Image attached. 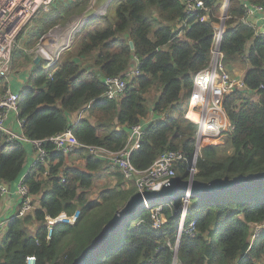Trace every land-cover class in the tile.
Listing matches in <instances>:
<instances>
[{
  "label": "trees",
  "instance_id": "16d2710c",
  "mask_svg": "<svg viewBox=\"0 0 264 264\" xmlns=\"http://www.w3.org/2000/svg\"><path fill=\"white\" fill-rule=\"evenodd\" d=\"M91 2L58 0L49 12L39 14L29 33L18 40L22 49L15 50L14 72L24 74V64L31 62L24 52L34 50L40 36L85 13ZM225 2L208 0L207 12H197L185 26L182 0H118L116 11L108 8L105 16L93 18L52 69L32 61L19 102L22 134L42 141L72 129L84 146L119 152L134 126L151 114L163 116L146 129L130 157L131 165L147 171L165 152H181L187 162L177 167V176H189L198 129L184 117L182 95L192 89L193 76L211 63L213 23L218 22ZM246 2L264 8V0H229L221 51L227 66L244 71L248 92L225 96L223 107L234 129L225 151L202 143L194 175L202 184L264 173V37H255L254 30L241 22ZM137 67L140 75L127 79L121 98L103 97L106 78L126 75ZM6 88L0 80V95ZM153 92L158 94L151 108L148 94ZM87 107L85 117L72 119ZM4 138L0 134V182L15 185L27 170L29 145L6 144ZM46 149L49 175L43 177L45 168L36 169L24 180L36 209L6 226L0 264H27L28 257H34L36 264H73L137 193L134 183L118 170L112 173L116 186L90 199L96 174L109 170L108 165L80 149L74 158L82 161L81 166L68 167L69 158L55 152L50 143ZM168 203L160 229L153 228L158 219L154 211L138 209L88 264H174L183 201L179 197ZM76 211L81 214L76 223L56 225L47 240L46 217L63 212L71 216ZM192 221L198 234L180 237L177 264H260L263 260L264 230L253 241L252 237L256 226H264V185L205 201L192 197L185 227Z\"/></svg>",
  "mask_w": 264,
  "mask_h": 264
},
{
  "label": "built area",
  "instance_id": "2783aa9c",
  "mask_svg": "<svg viewBox=\"0 0 264 264\" xmlns=\"http://www.w3.org/2000/svg\"><path fill=\"white\" fill-rule=\"evenodd\" d=\"M57 1L58 0H0V80H4L7 84L6 91L0 95V134L5 136L4 143L6 144L23 143L31 146L32 149V161L29 163L31 166L28 169L29 165H27V173H24L15 185L0 182V211L8 210L15 204L13 196L17 197L21 203L16 214L6 220L0 221V233L6 229L8 223L16 218H23L36 209L37 205L35 198L31 195L24 180L29 172L36 169L45 168L46 170L43 177L49 175L48 165L50 156L46 149L48 143L53 146L55 152L67 158L74 157L78 150L84 149L93 158L106 163L110 169L120 170L127 180L134 183L137 193L140 194L147 191L157 192L164 186L169 185L171 181L178 178L177 167L181 163L187 162V159L181 152L167 151L147 171L136 170L131 165L130 157L140 147L146 129L151 124L160 120V118H163V116H159L157 119L147 124L142 122L134 126L129 131V139L126 147L119 152H112L101 146H84L76 139L72 129L42 141L29 140L22 134L21 130L24 121L19 117V102L21 93L27 82V76L19 75L14 72V53L17 49L18 39L29 33L33 28L35 18L41 13L49 12ZM207 1L208 0H182L185 6V19L182 23L187 26L189 20L197 12H207ZM228 6L229 2L226 0L218 22L213 23L215 36L211 48L212 58L210 65L193 76V87L190 91H184L181 100L184 109V117L196 125L198 129L196 149L199 156L203 142L214 145V140L228 135L234 129L223 107L225 96L234 92H244L245 94L248 92L245 86V77L237 72L240 69L227 66L221 51V41L226 31L225 23L229 19ZM244 8L245 16L241 22L254 30L255 37H264V8L247 2L244 3ZM225 10H227V14H225ZM83 14V18H75L72 20V27H75L76 32L78 31L79 33L93 19L89 20L86 17V13ZM206 18L207 17H205L204 20H206ZM67 49L68 48H65L64 50ZM42 52L45 60L49 62L46 69H52L58 61L54 60V58H57L59 55L57 57H50L45 50H42ZM139 75L140 71L137 67L136 70L126 75L106 78L104 80L106 90L103 97L111 101L118 100L125 94L128 88L129 82L127 79ZM51 77L52 74H50V78ZM88 109L89 107L79 113V118H82ZM11 119H14V126L10 123ZM188 171L191 175L197 174L198 171L196 170V163L194 161L188 165ZM11 186L16 187L15 192L11 191ZM191 198L192 196L189 192L183 196L177 244L174 247L175 252L178 251L180 237L183 234L191 238H195L198 234L196 230V221H192L185 227V219L187 211L190 209ZM168 205H170L168 202L145 204L144 207L147 210L154 211L155 216L158 217L153 226L154 229H160V227L164 225L166 220L162 211L164 207ZM80 215V212L76 211L71 216L67 215L65 212L61 213L56 218L47 216V240L52 238L56 225H74ZM263 230L264 226H256L252 241L256 237L262 235ZM26 262L27 264H36V259L34 257H28ZM177 263L178 259H175L174 264Z\"/></svg>",
  "mask_w": 264,
  "mask_h": 264
},
{
  "label": "water",
  "instance_id": "95a60500",
  "mask_svg": "<svg viewBox=\"0 0 264 264\" xmlns=\"http://www.w3.org/2000/svg\"><path fill=\"white\" fill-rule=\"evenodd\" d=\"M229 2V0H227ZM227 14V10H225ZM84 14L73 17L83 18ZM73 18L64 27L67 28ZM51 35V32L50 34ZM132 49H134L133 43H130ZM40 59H38L39 61ZM199 144V143H198ZM198 151L194 156L193 161L196 163L198 159ZM264 185V173H258L250 176H239L233 179L224 180H213L208 184H202L194 180V175H189L184 179L176 178L164 186L160 191L157 192H145L143 194L136 193L126 204L125 208L117 213L114 218L102 229L100 234L93 240L91 245L83 252V254L74 261L73 264H88L94 258L95 255L105 247L117 234L119 229L123 226L127 217L134 211L141 209L145 204L156 203V202H171L183 196L186 193H190L193 198H198L202 201L208 199H214L220 197L226 192H239L250 188H255ZM177 259V252L175 255Z\"/></svg>",
  "mask_w": 264,
  "mask_h": 264
},
{
  "label": "rangeland",
  "instance_id": "374dc122",
  "mask_svg": "<svg viewBox=\"0 0 264 264\" xmlns=\"http://www.w3.org/2000/svg\"><path fill=\"white\" fill-rule=\"evenodd\" d=\"M117 5H118V0H116V1L115 0H92L88 11L85 12L86 13V17L89 20H91L92 18H96V17H103V16L106 15V13L108 11V8L110 9L111 12H115ZM68 22L65 25H62V26L61 25L56 26V27H54V29H52L48 33H45L42 36H40V38H39V40L37 42L38 44L35 46L36 48L34 50H30V51H25L24 52V54L28 56V58H29V60L31 62L35 61V64H38V63H42L43 65L46 64V67H47L49 62L45 60V57L43 55L42 50H45L46 53H48L49 55H52L51 53H49L50 46H47L50 43L49 34H50V32L54 33L56 30H60L64 34L68 30V29L64 28L68 24ZM78 33L79 32L77 31L75 34L77 35ZM75 34H74L73 38H71V40H70L71 43L69 42V43H66V44H64L62 46L63 50L59 51V53H58L59 56L58 57H57V55L54 56V57H57V58H54V60L57 61L62 54H64L66 51L71 49V47L74 44V40H75L74 38L76 36ZM55 36L56 37H54V39L51 41V44L54 43V40H56L57 36H59V35H55ZM58 40H59V38H57L56 42H58ZM46 43H47V45H46ZM69 46H70V48H69ZM65 48H68V49L64 50ZM19 49H22V47H21V45L19 46L17 44V51ZM17 51H16V54H17ZM20 59H21V56L18 55L17 60H20ZM38 59H40V60L38 61ZM31 62L30 63L27 62V64H24V67H23V70H22V73H24V74H20V75H28V73L33 68V63L34 62H32V63ZM157 94H158L157 92H153L151 94H148V96H149V104H150L151 107L154 105V100L157 98ZM253 100L256 101L257 98L254 97ZM227 140H228V135H225V136H223V137H221V138H219L217 140H214L213 142H214V145L218 146L223 151H225V150H227ZM68 162H69L70 165L77 164L76 163L77 160L74 159V158H70ZM68 162H67V164H68ZM30 166L31 165L28 166V169L30 168ZM96 177H97L96 178L97 181L95 182V184H94V186H93V188H92V190H91V192L89 193V196H88L90 199L98 197V193H100L101 190H103L106 187H110L112 185L108 181L109 178H108L107 175H96ZM131 184L133 186V183H131ZM3 233H5V230L0 233V241L4 238Z\"/></svg>",
  "mask_w": 264,
  "mask_h": 264
},
{
  "label": "crops",
  "instance_id": "0c3cea01",
  "mask_svg": "<svg viewBox=\"0 0 264 264\" xmlns=\"http://www.w3.org/2000/svg\"><path fill=\"white\" fill-rule=\"evenodd\" d=\"M72 23V22H71ZM71 25V24H70ZM54 37H56L54 34H51V35H49V39L52 41L53 39H54ZM57 38H59V40H58V42H56V40H57ZM57 38H56V40H54V43H53V45H58V43H59V41H60V39H61V36L59 35V36H57ZM238 72V74H241L242 76H244V71L243 70H238L237 71ZM151 108H153V106L151 107ZM151 113H152V109H151ZM83 117H85V114H84V116ZM159 116H156V115H154L153 116V114H151L150 116H149V118L148 119H146V120H144L143 121V123L144 124H147L148 122H151L152 120H154V119H157ZM73 120H78V119H81V118H79V114H77L76 116H75V118H72ZM10 123L14 126V119H11L10 120ZM29 153H30V156H29V158H28V164L27 165H29V163L32 161V159H31V154H32V149H31V146H29ZM70 158H74V157H69V159ZM75 159V158H74ZM77 164H75L74 166H77V167H80L81 166V164H82V161L81 160H78L77 159V162H76ZM68 164H69V162H68ZM67 164V166L69 167H71V166H73V165H68ZM116 171H118V169H109V170H105L104 172H102V173H98V174H96V175H107L108 176V178H109V182L112 184L111 185V187L113 188V187H115L116 186V184H117V180H116V178H115V176H113L112 175V173H115ZM25 173H27V170H26V172ZM97 178V177H96ZM97 181V179H95V182ZM16 184V183H15ZM14 185V184H13ZM11 191L12 192H15L16 191V187H13V186H11ZM101 191H103V190H101ZM13 199H14V201H15V204L13 205V206H11V208L10 209H8V210H1L0 211V221H2V220H6V219H8L9 217H11L12 215H14V214H16V212H17V210L20 208V206H21V203H20V200L17 198V197H14L13 196ZM92 199H97V197L96 198H92ZM6 232H7V229H5V233H3V236L6 234ZM260 264H264V258H263V260L261 261V263Z\"/></svg>",
  "mask_w": 264,
  "mask_h": 264
},
{
  "label": "bare ground",
  "instance_id": "6f19581e",
  "mask_svg": "<svg viewBox=\"0 0 264 264\" xmlns=\"http://www.w3.org/2000/svg\"><path fill=\"white\" fill-rule=\"evenodd\" d=\"M74 26H75V24H74ZM66 29H68V30L64 34L60 30H56L54 33H52L54 35H60L61 36V39H60L58 45L51 44V40L50 39H49V41H50L49 45H47V43H46L47 46H50L49 53H51L53 55V56L50 55V57H54L56 55L58 56L59 51L63 50L62 46L64 44H66V43H69L71 38L73 37V35L76 32L75 27H72V23Z\"/></svg>",
  "mask_w": 264,
  "mask_h": 264
},
{
  "label": "clouds",
  "instance_id": "9594fccd",
  "mask_svg": "<svg viewBox=\"0 0 264 264\" xmlns=\"http://www.w3.org/2000/svg\"><path fill=\"white\" fill-rule=\"evenodd\" d=\"M19 40V39H18Z\"/></svg>",
  "mask_w": 264,
  "mask_h": 264
}]
</instances>
